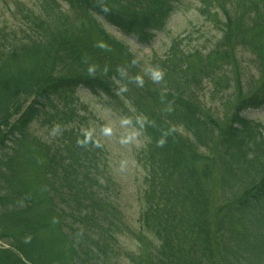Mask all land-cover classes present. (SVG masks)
<instances>
[{
  "label": "trees",
  "instance_id": "16d2710c",
  "mask_svg": "<svg viewBox=\"0 0 264 264\" xmlns=\"http://www.w3.org/2000/svg\"><path fill=\"white\" fill-rule=\"evenodd\" d=\"M200 1L215 36L145 63L134 41L189 0H0V264H264V131L242 114L264 95H235L221 125L193 72L222 58L231 76L264 0ZM81 89L127 132L85 124Z\"/></svg>",
  "mask_w": 264,
  "mask_h": 264
},
{
  "label": "rangeland",
  "instance_id": "374dc122",
  "mask_svg": "<svg viewBox=\"0 0 264 264\" xmlns=\"http://www.w3.org/2000/svg\"><path fill=\"white\" fill-rule=\"evenodd\" d=\"M26 2L34 5L37 3V0H26ZM189 2V10L186 12L177 11L172 14L168 19L166 27L157 31V37L152 41L151 45L137 44L133 40L135 47L132 49L135 50L140 58L145 60V63L150 60L153 50H156L157 54L160 56L166 54V49L173 36L184 37L189 34L193 37H197L201 32H206V30L211 31V35L213 37L215 36L216 33L214 31L216 28L213 24L209 23L204 13L199 9L202 2L200 0H189ZM236 34L246 39L244 44L246 47H250V50H247V48L239 49L237 60H239L240 65L238 67L236 64L231 65V76H228L227 71L225 70V67L228 64L223 62L222 58L209 64L198 63L197 68L193 71L195 75H199L201 80L204 79L202 83L204 84V89L200 90L201 93L205 92V100H203V103L206 101V106L211 109L215 117H219L221 125L224 124L223 121H227L228 118L230 119L233 114L232 111L234 109L231 111L230 106L233 101L235 102V95L238 93L245 94V92L248 94L260 93L261 95H264V30H258L255 27L248 29V31L241 30ZM200 42V40L199 42H192V45L199 44ZM235 61L236 60L234 59L233 63ZM223 64L226 65L222 67ZM239 67L240 69L238 71ZM234 71H236V74H234ZM211 90H213V92ZM81 92L82 94H80L79 105L76 112L78 111L82 115V120L85 121V124H88L85 118L90 119L92 116H97L106 120L108 125H111L107 126L105 134L114 138L115 133L114 130L111 129V126L121 125L122 127H125L124 121L117 116V111L113 109L109 110L107 106L99 100L98 96L93 95V93L88 90L81 89ZM115 106H117V104H115ZM242 111L243 115L259 121V127L263 128L264 131V105L255 108H245ZM54 119L55 118H47L41 122V124L46 126L48 133L53 130L52 125ZM73 121L74 119L70 120L71 125ZM74 125L76 124L74 123ZM79 125H81V129L85 128L81 123ZM34 126H36V124L32 127ZM37 129H40V127ZM124 130L126 133L128 130L127 127H125ZM223 171L228 174L226 168ZM224 172L221 173L222 179H224L225 176ZM246 174L248 180L251 176L255 175L251 167L246 170ZM221 176L218 174L219 181L221 180ZM227 187L228 190H230V187ZM231 193L232 192L228 194L230 195ZM0 244H3L2 240H0Z\"/></svg>",
  "mask_w": 264,
  "mask_h": 264
}]
</instances>
